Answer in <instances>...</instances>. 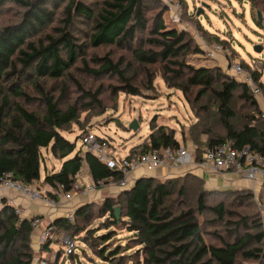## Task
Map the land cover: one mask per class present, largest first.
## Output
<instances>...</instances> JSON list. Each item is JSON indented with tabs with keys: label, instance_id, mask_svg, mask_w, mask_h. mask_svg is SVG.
<instances>
[{
	"label": "trees",
	"instance_id": "1",
	"mask_svg": "<svg viewBox=\"0 0 264 264\" xmlns=\"http://www.w3.org/2000/svg\"><path fill=\"white\" fill-rule=\"evenodd\" d=\"M101 2L102 6L96 9L91 6L93 2L86 5L81 0H0V9L8 3L23 9L17 22L0 27V176L11 172L13 179L33 185L40 179L41 149L47 148L56 159L62 160L58 170L46 172L43 178V184L54 192L60 185L63 190L70 189L76 173L84 166L96 189L121 180L120 173L106 167L94 155L76 150L75 143L63 136V130L78 123V110L75 105L61 104L65 89L55 97L44 83L70 76L76 60L84 58L85 45L79 43L72 31L77 19L92 23L89 36L92 46H118L131 53L124 69L121 68L124 56L114 61L107 53L101 58L103 64L98 70L85 71L96 76L117 75L123 91L135 96L141 89L152 87L156 72L149 67L156 65L165 84L183 93L196 115L187 135L195 160H201L206 148L226 141H231L235 149L249 146L253 152L264 154V118L259 98L245 82L225 74L216 65L188 63L187 55L203 53L194 43L195 35L183 29L167 28L160 15L149 26L146 0ZM261 11L264 13V8ZM58 13L62 16L61 25L48 31ZM254 21L264 30V22L257 15ZM147 31L149 36L143 43L149 47H133L132 43L140 42L139 35ZM201 31L202 37L208 34L204 29ZM216 40L215 44L226 46L225 40L217 36ZM132 62L139 67L126 76ZM240 64L246 68L243 62ZM250 67L255 83L264 91L261 71L260 74ZM138 71L144 72L140 82ZM82 91L83 97L90 100L88 105H99L100 89L93 93ZM236 97L243 104L242 114L237 110ZM150 130L143 142L130 149L129 156L166 147L177 149L185 140L183 133L180 140L173 130L156 125L155 118L150 122ZM202 142L204 146H200ZM190 181L203 184L192 173L161 181L144 177L131 191L105 198L100 206L105 220L100 222L99 229L86 230L85 242L104 264H245L244 260H258L264 249V227L260 223L250 224L247 217L226 210L223 202H218L208 208L215 217L210 225L223 224L224 234L208 232L216 241L211 244L205 240L206 233L194 211L184 208L182 202L178 207L173 205L171 197L176 188L179 187L178 194L183 196ZM260 186H264V181ZM223 191L235 194L242 190L208 191L201 187L197 212L207 207L209 195ZM251 196L250 191L238 195L241 201ZM115 205L120 207L119 219L115 217ZM91 214V205L85 203L76 208L72 222L57 218L52 224L56 230H68L76 218L87 221ZM112 227L129 234L123 244ZM100 229L106 231L96 233ZM33 231L30 218H20L12 206L4 203L0 207V264H30L29 241ZM49 244L46 241L44 247L48 248ZM68 256L71 258L72 254Z\"/></svg>",
	"mask_w": 264,
	"mask_h": 264
},
{
	"label": "rangeland",
	"instance_id": "2",
	"mask_svg": "<svg viewBox=\"0 0 264 264\" xmlns=\"http://www.w3.org/2000/svg\"><path fill=\"white\" fill-rule=\"evenodd\" d=\"M86 5L99 9L102 6V0H81ZM147 17L149 19V26L154 22L155 18L160 15L164 25L167 28L183 29L195 35V31L205 30V34L201 39L194 38V43L199 47H207L217 42L216 36L220 40L226 41L232 53V59L243 62L246 71L251 72L252 68L259 73L261 69L260 60L264 62V48L260 52L253 50L254 45L263 46L264 44V30L257 26L254 21V16L260 11L262 14V23L264 22V13L261 9L264 8V0H146ZM178 4V7H176ZM23 9L13 3H8L0 9V27L17 22ZM176 13L179 16V22H174L170 18V14ZM61 14H57L56 21L51 25L48 31L54 26H60ZM92 23L83 19H77L73 23L72 31L77 37L79 43H84L85 54L84 58L79 57L72 68L70 69V76L63 77L60 80H45V86L57 97L60 92L65 89V95L61 99L62 105H75L79 113L78 123H72L62 134L69 141L74 142L76 150L81 149L80 133L82 130L88 129L99 136L107 138L115 147L114 157L125 156L130 152V149L143 142L147 135L151 132L150 122L155 118L156 125H164L170 130L174 131L175 137L181 140L182 134L185 135V140L182 142L184 147L192 149L188 135L189 127L196 122V115L186 101L183 93L175 88L168 87L163 81L161 75L157 72L156 65L149 68L156 72L153 76L152 87L148 89H141L139 95H130L123 91V83L117 75L104 73L96 76L87 70H98L103 64L101 58L110 53L114 61H117L120 56H124L121 68L124 69L126 61L131 60V53L129 49L118 46H92L89 42ZM203 32V31H201ZM216 34V35H215ZM149 36V32L139 35L140 42H133L132 46L149 47L144 44L145 39ZM224 57L209 58L202 54L187 55V62L194 65H216L225 74L229 72V59L224 61ZM255 63H251V62ZM257 61V62H256ZM250 64V65H249ZM138 65L131 63V67L126 69V76L133 74ZM260 73V74H261ZM144 77L143 71L137 72V81L140 82ZM264 78V74H263ZM262 80V78H261ZM264 82V79L262 80ZM100 89L98 96L99 105H88L90 100L84 98V91L91 93ZM196 88L194 89V91ZM195 96V92L191 95V99ZM213 100V99H212ZM237 110L242 112V102L238 100ZM211 102V101H210ZM199 106V104H198ZM196 106V108H198ZM200 113L201 110L198 108ZM242 114V113H241ZM136 120L139 127L133 131L129 124ZM203 144V145H202ZM200 146H204L202 142ZM62 160L56 159L47 148L41 149L40 160V180L46 172L57 170L61 165ZM181 176V175H179ZM178 175H152L158 180L177 178ZM199 177V176H198ZM109 186L112 190L107 188V194H99L95 191L87 194L84 200H87L92 207V214L89 220L82 221L75 219L74 223L68 230L59 229L47 239H40L39 231H35L31 235L29 241L30 253L32 260L30 264H104L97 256L96 252L90 249L85 242L87 238L86 230L89 228H100V222L104 221V216L100 209L103 200L108 197L115 198L123 190H117V183L110 182ZM44 185V184H43ZM179 186V185H178ZM204 187L206 190H242L239 193H226L218 195H209L206 198L203 212H197V195L200 188ZM115 188V189H114ZM173 193L171 200L175 207L182 202L184 208H190L196 214L205 234V240L208 243L216 244L212 235H207L208 232H220L224 234V226L210 225V222L215 218L208 208L223 202L226 210L232 213L248 218L250 224L260 223L264 227V186H250V188L239 189L235 186H227L226 184L216 183L209 184L203 180L202 186L197 181H190L186 184V191L183 196L178 194V189ZM251 192L250 199L240 200L238 195ZM236 192V191H235ZM242 192V193H241ZM80 199V198H79ZM82 199V198H81ZM118 206V205H115ZM1 207V206H0ZM56 214V212H54ZM43 218L42 225L49 224L48 220ZM262 228L258 229L261 230ZM79 229V230H78ZM116 232V238L122 240L129 235L126 230L112 227ZM105 229H100L96 233L105 232ZM64 235V236H63ZM71 239L72 254L70 258L66 254V247L64 246V238ZM91 241L90 238H88ZM46 241H49V246L44 247ZM264 248V247H263ZM245 264H264V249L261 257L257 260H244Z\"/></svg>",
	"mask_w": 264,
	"mask_h": 264
},
{
	"label": "built area",
	"instance_id": "3",
	"mask_svg": "<svg viewBox=\"0 0 264 264\" xmlns=\"http://www.w3.org/2000/svg\"><path fill=\"white\" fill-rule=\"evenodd\" d=\"M178 7V4H176ZM170 18L174 22H179V16L174 13L170 14ZM195 36L202 38L200 31H195ZM264 48V44L262 46ZM204 55L213 58L217 53H221L226 59H229V75L235 77L239 81L245 82L252 90L253 94L259 98L260 107L262 109V116L264 118V91L260 85L255 83L250 72L246 71L239 61L233 60L231 51L228 47L222 44H213L203 50ZM263 82V81H262ZM264 83V82H263ZM81 150L84 153L94 155L100 162H102L109 169L115 170L121 174V180L117 183L118 186L126 190L132 186L129 181L130 174L138 169H166L168 167L179 168L185 165H198L208 170L217 171L220 169L232 170L243 174L251 181H264V154L260 152H253L249 146L241 149H235L231 146V141H226L217 146L206 148L201 160H195L194 149L180 146L177 149L170 147L162 149H153L143 154L129 156L114 157L115 147L105 137L99 136L91 130H83L80 133ZM7 190L16 191L31 201L44 202L55 208L59 207L60 200L64 203H71L75 197L80 194H89L96 190L95 182L88 177V175L81 169L75 175L72 186L68 190H63L61 185L57 192L41 191L33 185L24 184L19 180L12 178L11 172H6L0 176V194ZM55 195L57 198L53 197ZM14 213L20 218H30L31 225L34 229L42 225V218L40 216H32L24 207L13 204L10 200ZM70 209L64 213V218L72 222L76 207L70 204ZM56 228L52 223L46 224L40 231V239H47L52 236ZM64 236V235H63ZM66 247V254L72 250L71 239L67 237L63 240Z\"/></svg>",
	"mask_w": 264,
	"mask_h": 264
},
{
	"label": "crops",
	"instance_id": "4",
	"mask_svg": "<svg viewBox=\"0 0 264 264\" xmlns=\"http://www.w3.org/2000/svg\"><path fill=\"white\" fill-rule=\"evenodd\" d=\"M206 48L202 47V50H204ZM220 56H223L224 59L226 60L225 56L221 53H217L214 57L220 58ZM258 61H259L258 63H261V69H262L261 78L263 80L264 79L263 78L264 62H261L260 60H258ZM251 63L253 64L255 62L253 61ZM181 146H183V145H181ZM59 167H60V165H59ZM59 167H58V169H59ZM82 169L88 175V177H90V175L87 173V168L84 166V168H82ZM186 173H192L194 175H197L202 180L206 181L209 184L215 185L216 183L218 184L221 182L222 184H226L227 186L232 185V186H235L239 189L250 188V186H254V187L257 186L258 187V186H260V183L263 182L261 180L251 181V180L247 179L243 174L238 173V172H234L232 170L220 169L217 171H213V170H208L206 168H202V167H200L198 165H194V164L185 165V166H182L179 168L168 167L166 169L157 168V169H151V170L138 169V170L133 171L130 174L129 181L133 185L135 179L138 177H141V176L152 177V175H154V174L155 175L163 174L166 176L173 174V175L179 176V175H183ZM109 185H111V184L104 185L100 189H96L95 191L98 193V195L102 194V193H105V195H106L107 190H108L107 188H109V190L113 189V187L111 188V186H109ZM33 186L36 187L37 189L41 190V191H45V192L52 191L47 185H43V181H41L40 179L38 181L34 182ZM116 188H117V190H123L119 186ZM89 194H91V193H89ZM86 196H87V194H80L79 196L75 197L71 203H64L63 200H60L59 207L55 208V207L50 206L44 202L31 201L16 191L7 190V191L3 192L2 194H0V206H2L4 203L9 205L10 200H11L13 202V204L26 208L28 210V212L30 213V215L40 216L42 218V222H43V218H46L45 220H48L50 223H52L57 218H64V216H63L64 213L71 208L70 204L76 208L79 207L80 205L85 204V203L87 204V200L83 199ZM54 212H56V214ZM43 226L44 225H41L39 228L34 229L32 236H33V234H35L34 232L36 230L39 231V233H40Z\"/></svg>",
	"mask_w": 264,
	"mask_h": 264
},
{
	"label": "water",
	"instance_id": "5",
	"mask_svg": "<svg viewBox=\"0 0 264 264\" xmlns=\"http://www.w3.org/2000/svg\"><path fill=\"white\" fill-rule=\"evenodd\" d=\"M257 18H258L259 21L262 22V14H261L260 11L257 12ZM253 50H254L255 52H260V51L262 50V46H260V45H254V46H253ZM129 127H130L133 131H136V130L138 129V127H139V124H138V122H137L136 120H133V121L129 124ZM144 177H145V176H141V177L136 178L135 181H134V183H133V185H132L130 188H128V189H126V190H123V191H125V192L131 191L132 188H133V186L138 182V180H139L140 178H144ZM114 213H115V217H116V219H119V216H120V207H119V206H114Z\"/></svg>",
	"mask_w": 264,
	"mask_h": 264
}]
</instances>
